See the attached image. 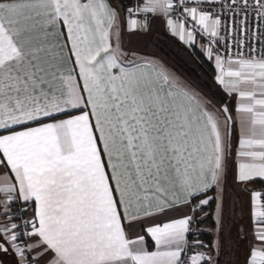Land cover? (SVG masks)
<instances>
[{
	"label": "snow or ice",
	"instance_id": "obj_1",
	"mask_svg": "<svg viewBox=\"0 0 264 264\" xmlns=\"http://www.w3.org/2000/svg\"><path fill=\"white\" fill-rule=\"evenodd\" d=\"M0 264H264V0H0Z\"/></svg>",
	"mask_w": 264,
	"mask_h": 264
},
{
	"label": "trees",
	"instance_id": "obj_2",
	"mask_svg": "<svg viewBox=\"0 0 264 264\" xmlns=\"http://www.w3.org/2000/svg\"><path fill=\"white\" fill-rule=\"evenodd\" d=\"M155 38L158 51L171 61L172 65L184 71L204 89L218 94L219 85L213 79L215 69L210 63L204 61L203 57L199 56L197 48H189L169 33H159ZM204 239H208V237H204Z\"/></svg>",
	"mask_w": 264,
	"mask_h": 264
},
{
	"label": "crops",
	"instance_id": "obj_3",
	"mask_svg": "<svg viewBox=\"0 0 264 264\" xmlns=\"http://www.w3.org/2000/svg\"><path fill=\"white\" fill-rule=\"evenodd\" d=\"M159 33H168L158 24L153 26V30L150 33L141 35V36H134L130 40H126V43L137 50V52L144 57H150L160 61L166 68L170 71L174 72L177 76L182 78L183 80L189 81L193 87L197 88L201 93L204 95L210 96L213 100H221L227 99L225 93L219 86L218 94H213L210 91L204 89L202 86L199 85L195 80H191L192 78L184 73V71L177 69L170 61L163 56L157 49L155 45V37ZM170 34V33H169ZM229 103H233V101H229Z\"/></svg>",
	"mask_w": 264,
	"mask_h": 264
},
{
	"label": "rangeland",
	"instance_id": "obj_4",
	"mask_svg": "<svg viewBox=\"0 0 264 264\" xmlns=\"http://www.w3.org/2000/svg\"><path fill=\"white\" fill-rule=\"evenodd\" d=\"M180 51H183V50H180ZM184 55H186V53H184ZM170 63H172L171 61H170ZM191 80H193V79H191ZM196 81V80H195Z\"/></svg>",
	"mask_w": 264,
	"mask_h": 264
}]
</instances>
